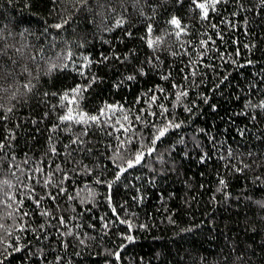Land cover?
Instances as JSON below:
<instances>
[{
  "label": "trees",
  "instance_id": "1",
  "mask_svg": "<svg viewBox=\"0 0 264 264\" xmlns=\"http://www.w3.org/2000/svg\"><path fill=\"white\" fill-rule=\"evenodd\" d=\"M0 105V264H264V0H0Z\"/></svg>",
  "mask_w": 264,
  "mask_h": 264
},
{
  "label": "snow or ice",
  "instance_id": "2",
  "mask_svg": "<svg viewBox=\"0 0 264 264\" xmlns=\"http://www.w3.org/2000/svg\"><path fill=\"white\" fill-rule=\"evenodd\" d=\"M79 2H80V0H77V3H79ZM83 2L84 3H87V0H83ZM178 2H182V0H178ZM222 2H226V0H203V2H197V0H193V3L195 4V6L201 10L202 18H205V19L208 18L210 10L211 11H215L216 4H219V3H222ZM65 23H67V20H65ZM170 23L172 25H174L176 29L179 30L176 33L177 36H179L181 33L184 32V28L182 27L181 21L178 18H175V17L172 18V20L170 21ZM55 27L56 28H61V27H63V25L62 24H57V25H55ZM149 46H152V42L151 41L149 42ZM66 66L67 65H65V67ZM56 67H57V65H55V64L51 65L50 68H49V72H51ZM129 79H132V77H129ZM25 88H27L28 91H31V88H29L28 85H25ZM74 91L76 93H79L80 92V89H76ZM180 95L181 96H186L187 93L186 92H183V93H180ZM13 98H15V97H13ZM63 99L67 100L68 99L67 95H65L63 97ZM152 99L155 100V97H153ZM70 102H74V101H70ZM0 107H2V105H0ZM262 107H264V105H262ZM7 111L8 112H11L12 109L11 108H8ZM165 111H166V109H165ZM101 115H103V113H101ZM2 118L3 119H6L7 116L5 115ZM88 119H90L91 121L95 122V121H98L99 117H97V116H91V117H88ZM124 119L127 120L128 117L127 116H124ZM136 119H139V117H136ZM62 120L63 121H73V120H76V117H74L72 115L71 109H69L68 114L65 115L64 117H62ZM77 122H79V123H85L87 121H86V119H85L84 116H80V118H79V120ZM169 126H172V125L169 124ZM169 126H165L162 129H159L158 130L157 134L154 135V137H153V139L151 141L152 144H155L156 141L160 140L162 137H164L166 135V133L169 130ZM121 127H123V125H121ZM174 127H177L178 128L179 125L178 124L177 125H174ZM124 131H128V129L125 128ZM2 147H3V145L0 144V148H2ZM153 150L154 149H149L148 150V155H151V152ZM143 157H144V153L142 151H139L136 154H134V157L133 158L125 160L126 167H122L121 168V173L127 171L130 168L135 167L138 164H140L142 162V160H143ZM121 159H123V157H121ZM116 179L117 180L119 179V175H117ZM221 183L223 184L224 181H221ZM110 187H111V185H109V188ZM9 207H11V205H9ZM113 211H115V209H113ZM10 215H11V213H9V216ZM24 215H27V213H25ZM3 227H4V225L3 224H0V228H3ZM129 227H131L130 224H129ZM21 230H23V229H21ZM127 239L129 241H131L133 238L131 236H128Z\"/></svg>",
  "mask_w": 264,
  "mask_h": 264
}]
</instances>
